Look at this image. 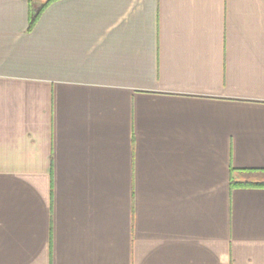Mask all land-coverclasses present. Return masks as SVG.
I'll list each match as a JSON object with an SVG mask.
<instances>
[{"label":"crops","instance_id":"crops-1","mask_svg":"<svg viewBox=\"0 0 264 264\" xmlns=\"http://www.w3.org/2000/svg\"><path fill=\"white\" fill-rule=\"evenodd\" d=\"M0 0V264H264V0Z\"/></svg>","mask_w":264,"mask_h":264},{"label":"trees","instance_id":"trees-1","mask_svg":"<svg viewBox=\"0 0 264 264\" xmlns=\"http://www.w3.org/2000/svg\"><path fill=\"white\" fill-rule=\"evenodd\" d=\"M56 0H48L45 5H43L34 15V17L31 19V27L33 28L35 24L38 22L40 19L42 13L45 11V9ZM235 186L239 187H264V183H251V182H246V183H235Z\"/></svg>","mask_w":264,"mask_h":264}]
</instances>
